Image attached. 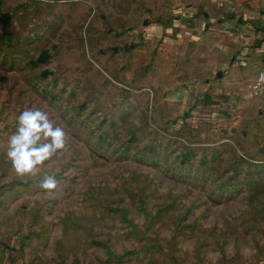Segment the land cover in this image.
Wrapping results in <instances>:
<instances>
[{
  "label": "rangeland",
  "instance_id": "obj_1",
  "mask_svg": "<svg viewBox=\"0 0 264 264\" xmlns=\"http://www.w3.org/2000/svg\"><path fill=\"white\" fill-rule=\"evenodd\" d=\"M213 1L0 0V264H264V142L166 117L139 52L157 15ZM37 108L66 145L19 175L9 139Z\"/></svg>",
  "mask_w": 264,
  "mask_h": 264
},
{
  "label": "crops",
  "instance_id": "obj_2",
  "mask_svg": "<svg viewBox=\"0 0 264 264\" xmlns=\"http://www.w3.org/2000/svg\"><path fill=\"white\" fill-rule=\"evenodd\" d=\"M202 15H157L142 29L139 52L150 55L162 111L176 117L191 109L197 126L245 125L264 142V95L245 87L264 65V0H214Z\"/></svg>",
  "mask_w": 264,
  "mask_h": 264
},
{
  "label": "clouds",
  "instance_id": "obj_3",
  "mask_svg": "<svg viewBox=\"0 0 264 264\" xmlns=\"http://www.w3.org/2000/svg\"><path fill=\"white\" fill-rule=\"evenodd\" d=\"M18 121V128L9 139L7 157L17 174L34 175L39 166L65 148L66 133L38 108L24 110ZM57 184L55 177L46 176L41 187L53 190Z\"/></svg>",
  "mask_w": 264,
  "mask_h": 264
},
{
  "label": "built area",
  "instance_id": "obj_4",
  "mask_svg": "<svg viewBox=\"0 0 264 264\" xmlns=\"http://www.w3.org/2000/svg\"><path fill=\"white\" fill-rule=\"evenodd\" d=\"M245 87L250 95L254 97L264 95V65L259 70L255 78L246 83Z\"/></svg>",
  "mask_w": 264,
  "mask_h": 264
},
{
  "label": "water",
  "instance_id": "obj_5",
  "mask_svg": "<svg viewBox=\"0 0 264 264\" xmlns=\"http://www.w3.org/2000/svg\"><path fill=\"white\" fill-rule=\"evenodd\" d=\"M205 15V14H204Z\"/></svg>",
  "mask_w": 264,
  "mask_h": 264
}]
</instances>
